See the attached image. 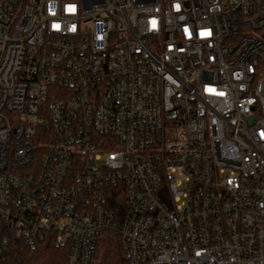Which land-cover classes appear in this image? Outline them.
Returning <instances> with one entry per match:
<instances>
[{
	"label": "built area",
	"instance_id": "2783aa9c",
	"mask_svg": "<svg viewBox=\"0 0 264 264\" xmlns=\"http://www.w3.org/2000/svg\"><path fill=\"white\" fill-rule=\"evenodd\" d=\"M108 230L125 264H264V0H0V264H99Z\"/></svg>",
	"mask_w": 264,
	"mask_h": 264
},
{
	"label": "trees",
	"instance_id": "16d2710c",
	"mask_svg": "<svg viewBox=\"0 0 264 264\" xmlns=\"http://www.w3.org/2000/svg\"><path fill=\"white\" fill-rule=\"evenodd\" d=\"M68 254V245L57 244L52 239L30 247L19 235H12L3 264H67ZM99 258V264H125L119 233L112 230L103 233L99 243Z\"/></svg>",
	"mask_w": 264,
	"mask_h": 264
},
{
	"label": "snow or ice",
	"instance_id": "6c2138e0",
	"mask_svg": "<svg viewBox=\"0 0 264 264\" xmlns=\"http://www.w3.org/2000/svg\"><path fill=\"white\" fill-rule=\"evenodd\" d=\"M204 35H207V33H204Z\"/></svg>",
	"mask_w": 264,
	"mask_h": 264
}]
</instances>
